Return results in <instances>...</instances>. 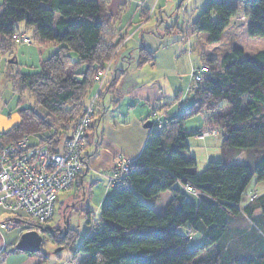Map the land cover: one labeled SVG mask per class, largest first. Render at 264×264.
I'll use <instances>...</instances> for the list:
<instances>
[{
    "label": "trees",
    "instance_id": "trees-1",
    "mask_svg": "<svg viewBox=\"0 0 264 264\" xmlns=\"http://www.w3.org/2000/svg\"><path fill=\"white\" fill-rule=\"evenodd\" d=\"M100 1L2 0L1 48L13 45L10 35L18 31V23H24L25 29L32 31L34 44L41 48L52 44L57 50L40 63L37 73H6L12 92L28 91L45 114L18 107L19 122L0 135V145L32 137V145L45 146L51 152L63 149L96 92L88 97L94 77L117 56L126 39L127 33L116 30L117 18L108 14ZM241 2L247 17L246 34L264 38V0ZM237 13L238 8L228 0H206L191 23V32L205 33L208 44L218 43ZM147 16L148 13L143 15L142 20ZM174 29L177 28L166 31ZM136 53L141 67L153 60L155 50L141 45ZM202 67L207 72L199 81L191 78L187 88L192 104L176 116L163 120L160 117L161 128L152 125L142 151L130 161L129 171L110 189V196L101 206L98 227L74 250V254L84 257L79 264H264V252L245 257L217 252L197 259L223 237L228 218L240 213L241 204L248 216L255 210L264 214V194L253 201L244 199L253 176L264 181V50L245 57L243 48L235 46L221 56L218 64L212 59L193 69ZM123 74L124 71L117 73L99 92L87 129V143L89 131L95 130L101 118L102 111L96 113L99 101L105 90L113 94ZM117 100L113 94L109 103L116 104ZM203 112L207 118L200 130L191 133L183 129L185 120ZM153 113L160 116L153 109L147 120L151 123ZM50 121L58 123V127ZM211 129L219 131L223 150H255L259 155L255 165L208 161L204 170L197 172L196 160L185 155L189 151L187 138ZM184 186L201 195H192ZM162 192H169L171 199L164 212L158 214L145 199ZM188 195L198 200L191 201ZM193 229L202 230L206 236L201 246L191 250L187 242ZM47 235L56 248H64L66 229L58 240ZM34 255L43 261L48 257L42 250ZM67 263L73 264L70 260Z\"/></svg>",
    "mask_w": 264,
    "mask_h": 264
},
{
    "label": "crops",
    "instance_id": "crops-1",
    "mask_svg": "<svg viewBox=\"0 0 264 264\" xmlns=\"http://www.w3.org/2000/svg\"><path fill=\"white\" fill-rule=\"evenodd\" d=\"M168 1L170 2V0H103L106 12L112 17L117 18V32L119 34L127 33L126 39L121 45L117 56H115L109 65V71L104 78V88L108 87V84L116 77L117 73L124 71V74L118 82V88L113 92L117 96L118 102L116 104L109 103L113 94L105 90L104 98L99 101L98 107L96 108V113L102 111V114L95 130L92 132L89 131L88 133V145L85 154L86 167L81 175L82 187L84 186V182L98 183V181L104 179L105 175L112 170L120 158L133 161L138 157L151 131L143 127V125L150 119L153 109L157 110L162 120L176 116L180 112V108L176 103L170 104L169 107L159 106L160 99L158 97V86H156L157 82L154 78L146 74L137 77L136 82L135 80L129 79L126 87H123V83L130 73L129 62L132 60L134 53H136L141 45L147 47L142 35L145 32L143 29L147 25V21L157 10L160 12L158 13L159 17L161 13H165L164 7L167 5L164 3ZM100 2L102 3V0ZM146 13H148L147 20L145 19L143 21V15ZM58 17L56 14L55 18L57 19ZM157 23L158 21H155V24ZM155 24L150 29H156L157 25ZM17 27L18 31L32 32L31 30L25 29L24 23H18ZM228 30H230V33H233L235 30V27L232 25V20L224 30L222 37ZM38 49L40 51L46 50L44 47H39ZM56 50V46L51 47L50 54ZM187 53L188 56L186 57L182 54L181 47H176L173 54L176 57L175 66L178 69V66H180L178 62L182 58H185L191 65V72L196 66L191 64L189 57L191 53L188 51ZM50 54H47V56ZM244 56L246 57L245 52ZM13 59L15 62L11 63H16L15 58ZM4 60L5 58L0 44V66L2 62L4 63ZM147 64L150 66V69H153L154 58ZM7 71L8 69L5 67V64L3 67H0V82L3 80V76L6 77ZM5 89V87L3 89L0 87V135L19 122H8L10 115L7 109V94L4 92ZM95 91L96 85L89 91L88 97L91 98ZM194 139L204 147H208L209 153L220 152V155H222L221 160L226 164L239 163L248 164L253 167L258 160L259 155L256 153L253 154L245 150L236 152L232 149L223 150L221 148L220 135L205 138L195 136ZM209 146H213L214 148H209ZM209 153L205 157L204 163L212 159ZM109 191V189L105 188L101 194L100 203H103L109 197ZM252 191H256L258 196L264 194V181L259 182L256 176H253L245 193ZM192 198L195 201L198 200L195 197ZM162 199L163 202L161 201ZM170 199L171 194L169 192H162L156 197L149 198L145 201L158 214H162ZM244 206V204L240 205L241 211L237 216L228 218L227 229L223 237L208 249L207 256L220 252L230 253V255L235 257H245L264 252V214L260 210H255L252 216H248L242 210ZM20 216H22L21 213L11 212L0 205V224H10V228H0V264H64L60 261L59 257V261L56 262L52 261L53 259L50 256L43 261L38 255L14 249L20 235L26 230L22 226V222L19 221ZM54 257L57 259L56 255Z\"/></svg>",
    "mask_w": 264,
    "mask_h": 264
},
{
    "label": "rangeland",
    "instance_id": "rangeland-1",
    "mask_svg": "<svg viewBox=\"0 0 264 264\" xmlns=\"http://www.w3.org/2000/svg\"><path fill=\"white\" fill-rule=\"evenodd\" d=\"M206 0H170L166 2L167 6L164 7V12L158 15L159 10L152 14L150 19L147 21V25L144 27L143 40L149 50H155L154 53V65L153 69L145 63L141 67L138 65V54L134 53L132 60H130V73L128 78L124 81L123 87H126L129 79L135 80L141 75H148L154 78L157 82L156 86L158 89L159 106L166 107L172 103L178 104L180 111L187 109L192 104V95L188 94V83L191 79L190 63L185 58H182L178 64V69L175 66L176 57L174 50L177 46L181 47L182 54L186 57L188 52L191 64L193 66H201L207 60L215 59L216 63L221 59V56L229 52L233 47L239 46L243 48L246 57H250L255 53L264 50V38L250 37L246 34L245 28L247 27V17L244 15L245 5L241 0H228V4L238 8L237 15L231 19L232 25L235 27L233 33L230 30L221 38L220 42L214 44H208L206 42V34L201 32H191V23L198 16L202 8L204 7ZM2 0L0 2V5ZM162 10V9H161ZM161 18V21H160ZM155 21H158L155 24ZM157 25L156 29H150L152 25ZM176 27L170 33L166 30ZM26 32V31H16ZM27 33V32H26ZM31 35V32L28 33ZM139 40V37H138ZM142 44V42H140ZM40 46L37 43L31 46H24L22 44L8 45L4 44L2 49L3 56L5 58L4 63H1L0 67H7V73L12 72V75L20 72L25 74L37 73L39 70L40 63L50 55V48L54 47L52 44H48L44 49L39 50ZM47 54H50L47 56ZM175 57V59H174ZM15 58L16 63L9 62ZM72 58L75 56L72 55ZM111 62L107 65L109 66ZM210 68V67H209ZM107 74V73H106ZM133 74V78H132ZM180 74V75H178ZM147 81V80H146ZM0 87L6 89L4 92L7 94V109L9 111L10 118L8 122H18V107L34 108L39 114H45V111L38 107L35 103L34 98L26 90H21L19 93L12 92V84L9 79L3 76V80L0 82ZM95 85V83H94ZM104 88V86H102ZM103 88L100 92H103ZM118 88V83L117 87ZM98 89V88H97ZM96 89V90H97ZM8 92V93H7ZM177 97V98H176ZM97 106V105H96ZM95 106V107H96ZM160 107V108H161ZM207 118L206 112L197 114L183 123V129L194 133L203 126V121ZM51 123H56L50 121ZM58 127V123L53 125ZM195 136L191 135L187 138V144L189 145L185 155L187 158L193 157L196 160V170L201 172L204 170L206 163H204L205 157L210 152L208 147H204L201 143L194 139ZM30 143H34V138H29ZM209 148H214L209 146ZM236 151L240 149L229 148ZM213 151V150H212ZM250 153H255V150H245ZM212 158L210 161H222V155L220 152L209 153ZM240 162V161H238ZM111 189L107 186L106 178L98 181V183L84 182V186L78 189H69L62 191L57 196V201L54 207L52 218L46 222L43 227L63 229V232L68 233V238L62 248L57 254L56 258L53 254L52 261H60L64 264L70 260L73 264H79L84 258L81 253L74 254V250L78 248L82 238L92 234L93 231L99 225V217L101 211L100 198L103 191ZM83 191L85 194L83 195ZM109 191V196H110ZM192 195H188L191 201H195ZM149 198L145 199L148 200ZM163 202V199L161 200ZM22 215V213H21ZM22 222V226L27 228L28 220L22 215L19 218ZM184 229H182L183 231ZM62 233L56 234L55 239L58 240ZM42 234L43 243L41 250L43 252L55 251L56 244L47 234ZM66 234V233H65ZM205 234L202 230L193 229L187 247L191 250L201 246L205 240ZM208 254V250L201 252L197 259L205 258ZM59 257V258H58Z\"/></svg>",
    "mask_w": 264,
    "mask_h": 264
},
{
    "label": "built area",
    "instance_id": "built-area-1",
    "mask_svg": "<svg viewBox=\"0 0 264 264\" xmlns=\"http://www.w3.org/2000/svg\"><path fill=\"white\" fill-rule=\"evenodd\" d=\"M13 44L32 45L34 39L26 32L10 35ZM108 66L94 77L97 90L79 117L63 149L51 152L45 146L32 145L27 137L0 145V205L14 213H22L29 221L25 231L41 233V226L48 222L54 212L57 196L69 189L82 187L81 175L86 167L87 129L94 117V102L103 86ZM207 72L202 67L191 71L193 81H199ZM153 127L161 128L160 116L152 114ZM218 136L216 129L203 130L198 138ZM130 169V161L120 158L105 178L107 186H116ZM183 189L194 196L201 194L189 186ZM256 191L245 193L246 201L257 198ZM0 228H10V224H0ZM66 264V263H65ZM69 264V263H67Z\"/></svg>",
    "mask_w": 264,
    "mask_h": 264
},
{
    "label": "water",
    "instance_id": "water-1",
    "mask_svg": "<svg viewBox=\"0 0 264 264\" xmlns=\"http://www.w3.org/2000/svg\"><path fill=\"white\" fill-rule=\"evenodd\" d=\"M10 62H15L13 59L10 60ZM143 127L150 129L152 127L151 121H147L144 123ZM68 139V138H67ZM54 228L44 227L41 229V233L43 234H51L53 233ZM35 231H25L23 232L16 245L14 246V249L21 252H26L30 254L38 253L41 251V245L43 243L42 234ZM62 247H57L55 251L52 252H44L45 255L50 256L53 254L54 256L56 253H58Z\"/></svg>",
    "mask_w": 264,
    "mask_h": 264
},
{
    "label": "flooded vegetation",
    "instance_id": "flooded-vegetation-1",
    "mask_svg": "<svg viewBox=\"0 0 264 264\" xmlns=\"http://www.w3.org/2000/svg\"><path fill=\"white\" fill-rule=\"evenodd\" d=\"M63 232V229H56V230H54L53 231V233H52V237L55 239V237H56V234L57 235H59L60 233H62ZM56 240V239H55Z\"/></svg>",
    "mask_w": 264,
    "mask_h": 264
}]
</instances>
